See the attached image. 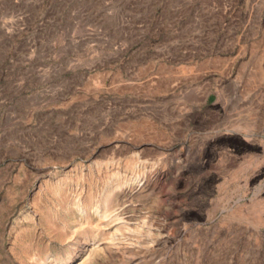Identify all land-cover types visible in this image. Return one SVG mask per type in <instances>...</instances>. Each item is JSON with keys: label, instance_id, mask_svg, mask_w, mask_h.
<instances>
[{"label": "rangeland", "instance_id": "374dc122", "mask_svg": "<svg viewBox=\"0 0 264 264\" xmlns=\"http://www.w3.org/2000/svg\"><path fill=\"white\" fill-rule=\"evenodd\" d=\"M0 264H264V0H0Z\"/></svg>", "mask_w": 264, "mask_h": 264}, {"label": "bare ground", "instance_id": "6f19581e", "mask_svg": "<svg viewBox=\"0 0 264 264\" xmlns=\"http://www.w3.org/2000/svg\"><path fill=\"white\" fill-rule=\"evenodd\" d=\"M213 58H214V57H213ZM156 172H157V171H156ZM150 174H152V173H150ZM160 177H161V176H160ZM138 178H139V177H138ZM138 181H139V180H138ZM144 181H146V180L144 179ZM158 182H159V181H158ZM140 183H141V182H140ZM140 183H139V184H140ZM136 187H137V186H136ZM128 188H129V187H128ZM148 188H149V187H148ZM130 189H131V188H130ZM138 189H139V188H138ZM147 190H148V189H147ZM134 191H135V190H134ZM136 191H137V188H136ZM138 191H139V190H138ZM129 222H130V221H129ZM108 224H109V223H108ZM111 224H113V223L111 222ZM111 224H110V225H111ZM127 224H128V223H127ZM123 225H124V223H123ZM117 226H118V225H117ZM111 227H112V226H111ZM109 229H110V228H109ZM181 232H182V231H181ZM164 239H165V238H164ZM150 242H151V241H150ZM150 242H148L149 245H150ZM159 242H160V241H159ZM159 242H158V243H159ZM116 244H117V243H116ZM128 244L130 245V243H128ZM148 244H147V246H148ZM126 246H127V245H126ZM131 246H132V244H131ZM131 246H130V247H131ZM140 246H142V245H140ZM151 246H153V244H151ZM162 246H163V245H162ZM127 247H128V246H127ZM143 248H144V247H143ZM138 249H139V248H138ZM124 253H125V252H124Z\"/></svg>", "mask_w": 264, "mask_h": 264}]
</instances>
